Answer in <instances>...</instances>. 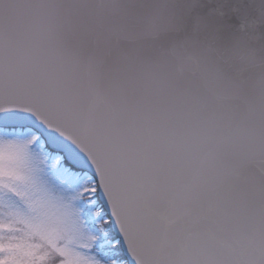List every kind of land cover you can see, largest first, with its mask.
Listing matches in <instances>:
<instances>
[{
	"label": "snow or ice",
	"instance_id": "1",
	"mask_svg": "<svg viewBox=\"0 0 264 264\" xmlns=\"http://www.w3.org/2000/svg\"><path fill=\"white\" fill-rule=\"evenodd\" d=\"M0 264H264V3L0 0Z\"/></svg>",
	"mask_w": 264,
	"mask_h": 264
},
{
	"label": "clouds",
	"instance_id": "2",
	"mask_svg": "<svg viewBox=\"0 0 264 264\" xmlns=\"http://www.w3.org/2000/svg\"><path fill=\"white\" fill-rule=\"evenodd\" d=\"M137 3L143 4V5H153L159 2V0H136ZM172 3L176 5L183 4L185 0H171ZM250 4H258V3H264V0H247ZM147 9H138V11L143 12ZM251 11L255 12V9H252ZM252 91L251 89L247 90V95H251Z\"/></svg>",
	"mask_w": 264,
	"mask_h": 264
}]
</instances>
